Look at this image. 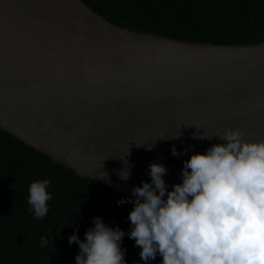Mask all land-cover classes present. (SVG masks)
<instances>
[{
	"label": "water",
	"instance_id": "95a60500",
	"mask_svg": "<svg viewBox=\"0 0 264 264\" xmlns=\"http://www.w3.org/2000/svg\"><path fill=\"white\" fill-rule=\"evenodd\" d=\"M0 128L128 196L162 163L170 190L225 128L264 139V42L141 33L84 0H0Z\"/></svg>",
	"mask_w": 264,
	"mask_h": 264
},
{
	"label": "clouds",
	"instance_id": "9594fccd",
	"mask_svg": "<svg viewBox=\"0 0 264 264\" xmlns=\"http://www.w3.org/2000/svg\"><path fill=\"white\" fill-rule=\"evenodd\" d=\"M215 137L220 143L203 153L190 152L182 161L180 182L170 190L163 179L165 166L147 165L150 181H141L129 197L116 202L132 205L127 233L100 217L91 218L83 240L74 229L67 237L69 246L78 247L74 264H126L121 247L125 235L139 249L138 264H150L157 256L160 264H264V139L245 140L230 128ZM186 152L188 148L170 147L173 157ZM129 176L128 168L119 172L121 180ZM49 185L43 179L28 186L27 204L34 219L43 220L49 212ZM49 239L42 236L40 246Z\"/></svg>",
	"mask_w": 264,
	"mask_h": 264
},
{
	"label": "trees",
	"instance_id": "16d2710c",
	"mask_svg": "<svg viewBox=\"0 0 264 264\" xmlns=\"http://www.w3.org/2000/svg\"><path fill=\"white\" fill-rule=\"evenodd\" d=\"M107 20L146 34L209 44L264 42V0H84ZM48 179L52 195L43 220L33 218L28 186ZM129 197L52 160L0 128V264H74L78 252L67 237L92 227L100 217L110 227L129 229ZM69 222V223H68ZM68 223V224H67ZM67 224V225H66ZM66 225V226H65ZM49 239L40 246L41 237ZM126 264H138V247L125 235ZM157 256L150 264H160Z\"/></svg>",
	"mask_w": 264,
	"mask_h": 264
}]
</instances>
